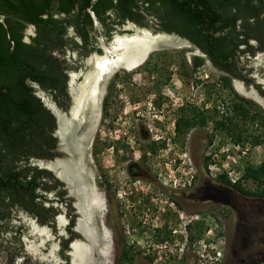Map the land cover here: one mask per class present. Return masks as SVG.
<instances>
[{"label": "flooded vegetation", "instance_id": "flooded-vegetation-1", "mask_svg": "<svg viewBox=\"0 0 264 264\" xmlns=\"http://www.w3.org/2000/svg\"><path fill=\"white\" fill-rule=\"evenodd\" d=\"M74 13H77L76 8H74ZM91 16L94 25H100L95 16L93 14ZM127 16L128 13L121 12L120 9L107 11L106 25H111L109 26L111 29L108 33L104 32L100 36L96 34V31L92 33V49H83L78 33L73 27H69L66 36L67 38L70 36L69 39L76 45L66 48L63 53L53 52L52 54L62 63L57 83L54 84L52 76V80L47 81L46 86L40 85L34 80L26 81V84L32 88L33 104L36 107L31 119V144L29 148L23 147L26 154L19 163L21 166L31 169V172L23 182V185L28 187L25 188L26 193L17 196L15 204L5 205L4 213H0V264H122L121 259L124 251L129 252L127 258H131L133 256L131 254L135 252L137 247L135 237L146 234V218H144L147 216L146 213L137 216L139 218L137 221L134 218L135 213H122L119 208L116 213H109L111 202L114 206H118L119 201L117 200L121 198V190H127V194L125 192L124 194L127 195L128 202L134 200L133 186L135 185L133 180L136 177L144 179L143 176L146 174L130 159L133 147L119 137L114 142L105 140L101 127L106 118L107 107L111 103L113 89L119 86L118 82L121 76L116 77L117 73L123 76L124 81L133 80L135 82V78H137L136 84L144 83L145 86H150L153 90L160 91L161 94L162 90L172 85L173 80H176L181 89L183 76L181 59L178 56V60L173 63V59L168 60L166 54L167 51L181 49V46L169 47L174 43L169 45L160 43L159 45L164 48L148 51L144 61H141L139 66L136 65L138 68L136 66L130 70L121 68L100 83L99 122L92 138L88 136L90 122H93L89 118V112L79 111L77 117L72 113L76 93L80 85L83 84L85 75L87 72L95 70L93 61L89 59L92 56L102 57L105 54L103 47L109 48L111 45L108 42L112 41L113 43L116 35L130 36L135 33V28H138L134 27L137 23ZM147 22L149 23V21ZM162 26V23L158 21L157 26H153V31H158L160 33L158 35H175L183 39L177 32H165L161 28ZM33 29L35 35V28L33 27ZM69 29L71 30L69 31ZM122 30L126 33L121 32ZM30 37L33 36L30 35L28 40ZM99 37L103 39L101 40ZM187 41L191 44L192 49H196L204 56V63L207 64L206 68L209 74L217 76V81L210 80V75L194 77L190 83L191 90L195 93H193V99L191 102L187 100L188 98L181 97L179 99L180 103L174 109L175 119L172 122V127L167 128L161 117H156V113L163 112L162 108L166 98L154 101L155 107H146L144 112L149 110L148 114L152 119L151 124H146L147 130H140L139 136L146 143L145 147L153 148L154 151H149L155 154L168 146L165 137L162 136L164 133L170 132L171 138L175 141L181 139L188 132H192L193 134L202 133L208 148L215 151L213 138L216 136L245 135L250 133V130H247L248 127L264 131V82L258 83L253 80L255 68L251 66L244 69L239 65V70L236 73L217 68L208 60L206 54L189 40ZM248 46L251 51L243 52L245 49L243 46L240 49L243 52L241 57L251 58L264 54V50H260L254 40H251ZM155 54L161 58H157L158 63H163L162 66L166 68L162 72L158 71V66L154 65L155 61L152 63L151 58ZM222 78H227L228 82ZM238 78L241 81H238ZM237 83L241 84L250 96L239 93L236 89ZM168 102L171 101L168 100ZM183 120L191 122L190 128L182 127ZM157 133L160 135L158 136ZM95 134L97 135L95 136ZM95 137L96 143L93 148ZM113 144H118L120 149L118 147L115 149ZM109 148L112 153H116L118 160L124 161L123 164L126 166L129 177L128 181L122 185L117 183L113 176H109L99 163L95 171L90 168L92 154L94 153L98 159ZM89 151L90 154H88ZM64 167H69L77 174L79 178L77 184H71L61 176ZM35 174L39 175L40 180L39 183L36 181L33 184L32 176ZM188 175H190L189 183L178 188L176 185H171L172 193L180 196L185 188H190L191 183H195L192 173H188ZM228 189L230 190L229 194H233V197L230 200L220 199V201L226 203L227 207L235 212L237 205L240 204V202H236V199L239 197L243 203L247 199L238 195L236 197L235 190L229 187ZM192 191L187 198L197 201L199 190ZM89 192L100 198L101 207H92L86 213L84 198L86 197L85 193L89 195ZM149 197V195L146 196V198ZM2 201L3 204H8L10 200L5 195ZM172 205L175 208L181 207L177 201H172ZM254 208L256 211L261 210L257 205ZM196 214L161 213L159 217L162 220L158 227H154L152 234L154 244L147 241L149 244L147 247H143L146 248L143 253L144 263L152 264L159 252L158 249L165 245L169 248L168 253L172 251V253H177L179 246L183 243V232L187 237L185 255L193 258V245L197 241V236L193 233L197 223ZM188 218L183 229V219L187 220ZM124 219H127L128 222L126 227H123ZM130 227L132 235H129ZM123 228H126L127 232ZM130 236H135L134 241L128 242ZM242 242L238 240L240 246H242ZM233 246L234 241L226 244V252L230 249L229 255L233 259L230 260L228 255L225 264L229 262L253 264V260L249 257L239 259L238 254L236 255L235 251H232ZM164 259H166V254ZM234 259L236 260L234 261ZM174 262L172 261V263ZM191 264H193L192 260Z\"/></svg>", "mask_w": 264, "mask_h": 264}, {"label": "rangeland", "instance_id": "rangeland-1", "mask_svg": "<svg viewBox=\"0 0 264 264\" xmlns=\"http://www.w3.org/2000/svg\"><path fill=\"white\" fill-rule=\"evenodd\" d=\"M146 17L150 27L135 26L146 29L152 35L160 34L158 31H153V26H157V19L148 15ZM94 27L96 34L99 36L105 32L104 26L95 24ZM29 30L30 25L24 31V41L26 43H29L30 40L28 38L30 35L34 36V29L28 33ZM121 32L126 33L124 30ZM99 39L102 40L103 38L99 37ZM108 43L111 45L112 41ZM191 47L190 44L179 50H170L166 53L167 59H173V63L179 57L181 59V71L183 73L181 89L177 85L176 80H173L172 85L162 90L161 94L160 91L153 90L152 87L145 86L144 83L136 84L135 82L138 81L137 78H135V82L133 80L124 81L122 75H119V73L116 74V77L121 76V79L118 82L119 86L114 87L111 94V103L107 107L106 118L102 122V136L108 141L114 142L119 137L125 143L128 142L133 147L131 150L132 158L130 159L146 175L143 176L144 179L142 177H136L133 180L135 185L133 187L136 194H134V200L128 202L127 195L124 194V192L127 194V190H121V198L117 200L119 201L118 206H114L111 202L109 213H116L119 208L122 213H135V221L139 219L137 216H141L142 213L147 214L144 217L146 218V234L137 235L136 237L130 236L128 238V242L134 241V237L136 241L135 245L137 247L135 248V252L131 254L133 255L134 264H145L143 261V253L146 248L144 249L143 247H147L149 244L147 241L154 244L152 234L155 229L154 227H158L162 220L159 217L161 213H197L195 216L198 217V220L193 229V233L199 241H204L203 243L205 244L210 242V237H214V235L216 238L222 237L218 241L219 247H221L222 264L226 263L230 252V249L226 252V244L233 241L234 246L232 251H235L236 255L238 254L239 259L249 257L253 260V264H264V197H246L234 193L236 197L243 196L247 200L243 203V200H239L238 197L236 202H240V204L237 205L236 211L232 212L226 203L220 201V199L230 200L233 194H229L230 190L228 187L220 185L216 178L210 176L208 170V164L215 165L217 168L228 171L231 174L230 178L226 174L229 180L232 179L235 182L240 181L241 186L246 190L256 191L257 186L255 183L243 180V172L247 166L254 167L260 163H264V131L248 127L247 130H250V133L245 135L216 136L213 138L215 151L212 148H208L206 139L201 135L202 133L193 134L192 132H188L181 139L174 141L171 138L170 132H166L162 136L165 137V142L168 143V146H165L164 149L155 154L149 151L147 146L145 147L146 143L139 136L140 130H147L146 124H151L152 118L148 114L149 110L144 112V109L146 107L149 108V106L155 107L154 101H157L159 98L167 99L162 108L163 112L156 113V117H161L167 128L172 127V122L175 119L174 109L180 103L179 99L181 97L183 99L188 98L187 100L190 102L193 99L195 93L191 90L190 83L194 77L210 75V80L217 81V76L209 74L206 68L207 64L205 63L198 69L193 70V57L204 59V56ZM157 58L161 59L158 54H155L151 58L152 63L155 61L154 65L158 66V71L162 72L166 68L162 66L163 63H158ZM239 65L244 69L253 66L256 70L253 73V80L258 83L264 82V54L251 58L240 57ZM185 72L187 75H184ZM178 80L180 81V79ZM237 80L241 81L240 78ZM168 100L171 102H168ZM167 118L168 120H166ZM157 135L159 136L160 134L157 133ZM237 136L241 137V143H235L234 138ZM250 136L258 137L259 143L252 145ZM95 143L96 137L93 148L95 147ZM126 146L128 147V145ZM114 147L115 149L116 147L120 149L118 144L114 145ZM88 154H90V151ZM90 161V168L93 171H95L99 163L100 167L109 176H113L115 178L114 180L120 185L128 181L129 176L126 172V166L123 164L124 161L118 160L116 153H112L111 148L104 151V154L98 157V159L93 153ZM188 173H192L195 183H191L190 188H185L183 194L180 196L172 193L171 185H176L177 188L181 187ZM153 179L156 181H152ZM196 189L199 190L198 200L191 201L187 197L193 192L192 190L195 191ZM148 195L150 197L146 198ZM172 201H177L181 207L175 208L172 205ZM256 205L260 207V211H256L254 208ZM127 225V219H124L123 227ZM123 230L126 231V228H123ZM199 231H201V234L198 233ZM209 231L210 234L207 235ZM129 235H132L131 227L129 228ZM216 238L215 240H217ZM238 240L241 242L245 240L243 241L245 243L242 242V246H240ZM158 250L160 251L162 260H165V249L162 247ZM190 258L189 256L184 257L182 260L173 261L174 263L172 264H191ZM229 259L232 260L233 258L229 255ZM228 264L233 263L229 262Z\"/></svg>", "mask_w": 264, "mask_h": 264}, {"label": "trees", "instance_id": "trees-1", "mask_svg": "<svg viewBox=\"0 0 264 264\" xmlns=\"http://www.w3.org/2000/svg\"><path fill=\"white\" fill-rule=\"evenodd\" d=\"M89 2L0 0V16L3 17V22L0 21V213H4L5 205L15 204L17 196L24 195L28 188L23 182L31 169L19 162L26 154L23 147L29 148L31 144V119L36 106L32 88L26 81L34 80L46 86L53 78L54 84L57 83L62 63L52 54L63 53L76 45L66 36L69 27L78 33L83 49H92V33L96 30L91 14L104 26L105 33L111 29V25H106L109 10L120 9L137 25L146 27H150L146 15L152 16L162 23L165 32H177L200 49L213 66L233 73L239 70L241 54L251 51L248 46L251 40L264 50V0H96L88 12ZM29 25L35 28V35L26 43L24 31ZM204 61L193 57V70ZM222 79L228 82L227 78ZM190 126L189 120L182 121L184 129ZM177 128L179 131L178 122ZM249 138L252 145L259 143L258 137ZM240 139V136L234 138L235 143ZM149 150L154 151L153 148ZM32 179L33 184L39 183V175H33ZM216 180L240 195L264 197V163L244 169L243 180L256 184L254 192L243 188L240 181L232 183L225 174ZM5 195L10 200L8 204H3ZM128 254L124 251L121 260L134 264L132 256L127 258Z\"/></svg>", "mask_w": 264, "mask_h": 264}, {"label": "bare ground", "instance_id": "bare-ground-1", "mask_svg": "<svg viewBox=\"0 0 264 264\" xmlns=\"http://www.w3.org/2000/svg\"><path fill=\"white\" fill-rule=\"evenodd\" d=\"M160 43L169 45L174 43V41L171 37L165 35L153 36L143 28H135V33L130 36L116 35L109 48L103 47L105 54L102 57L97 58L96 56H92L89 59L90 61H93L95 70L87 72L83 84L80 85V88L76 93L75 106L72 112L73 115L77 117L79 111L82 112L85 110L86 112H89V118L94 122L98 115L97 105L99 93L101 92L100 83L107 80L113 73L121 68L130 70L133 67L136 68L139 66L141 64L140 62L144 61V58L149 52L158 49ZM172 46L182 47V44L174 43ZM236 89L240 93L250 96L249 93L245 92V89H243L241 84L237 83ZM61 174V176L71 184H77L79 181L77 174L69 167H64ZM85 195L86 213H88L92 207H101V200L99 197L92 192L89 195L85 193Z\"/></svg>", "mask_w": 264, "mask_h": 264}, {"label": "built area", "instance_id": "built-area-1", "mask_svg": "<svg viewBox=\"0 0 264 264\" xmlns=\"http://www.w3.org/2000/svg\"><path fill=\"white\" fill-rule=\"evenodd\" d=\"M208 170H209V174L210 176H212L213 178H217L220 175L223 174H227V176H229L228 178H230V173L228 171H225L223 169L217 168L215 165L212 164H208ZM189 178L190 175H186L185 179H184V183L183 185H187L189 183ZM232 183H234L235 181L230 179ZM195 219L198 220V217L195 216ZM189 218L187 220L184 221L182 228L184 229V224L186 222H188ZM184 238H183V243L182 245L179 246V250L177 251V253H172L169 252L168 253V246L165 245V247H163L165 249V254H166V259L162 260L161 256H160V251L157 252V258L155 260H153L152 264H172V261H177V260H182L184 257H186L185 255V250H186V243H187V237L185 232L182 233ZM210 234V231L207 232V235ZM213 236V234H212ZM211 241L208 242L207 244L203 243L204 241H199L197 239V241L194 243L193 245V258H191L192 263L193 264H221V247H219L218 241L222 238H216L215 235L214 237H210ZM215 238L217 240H215ZM224 246H225V241H224ZM171 258H170V256ZM223 257V255H222Z\"/></svg>", "mask_w": 264, "mask_h": 264}, {"label": "water", "instance_id": "water-1", "mask_svg": "<svg viewBox=\"0 0 264 264\" xmlns=\"http://www.w3.org/2000/svg\"><path fill=\"white\" fill-rule=\"evenodd\" d=\"M96 0H90V2L88 3V5H87V7H86V10L88 11V12H90V8L92 7V5L94 4V2H95ZM0 21L1 22H3V17L2 16H0ZM33 29V27L32 26H30V30L28 31V33L31 31ZM151 34V33H150ZM168 37H171V39L174 41V43L175 44H182V47H186V46H188V45H190V43L187 41V40H185V39H181L180 37H177V36H175V35H171V36H168ZM165 46H167V45H165ZM168 47V46H167ZM169 47H175V46H169ZM181 47V48H182ZM158 48H164V46H162V45H158ZM156 50V49H155ZM154 51V50H153ZM152 52V51H151ZM98 107H97V111H98V108H99V102H98V105H97ZM97 117V119H95L94 120V122L91 124V122H90V126H89V137H91L92 138V135H93V133H94V130H95V127H96V125H97V123L99 122V111H98V115L96 116Z\"/></svg>", "mask_w": 264, "mask_h": 264}]
</instances>
